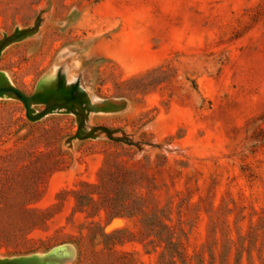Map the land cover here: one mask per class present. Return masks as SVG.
I'll list each match as a JSON object with an SVG mask.
<instances>
[{
  "label": "rangeland",
  "instance_id": "rangeland-1",
  "mask_svg": "<svg viewBox=\"0 0 264 264\" xmlns=\"http://www.w3.org/2000/svg\"><path fill=\"white\" fill-rule=\"evenodd\" d=\"M38 17L0 53V85L77 90L82 132L152 145H68L79 116L33 122L0 98V216L23 213L46 161L60 168L33 204L57 213L30 239L0 235V261L70 244L63 264H264V0H0V40Z\"/></svg>",
  "mask_w": 264,
  "mask_h": 264
},
{
  "label": "water",
  "instance_id": "water-1",
  "mask_svg": "<svg viewBox=\"0 0 264 264\" xmlns=\"http://www.w3.org/2000/svg\"><path fill=\"white\" fill-rule=\"evenodd\" d=\"M37 19H39V21L37 22L36 20L34 26L29 28H20V30H15L11 35L4 36L3 39L0 40V53L6 45L12 43L13 41L20 40L31 35L27 33H34L40 23V17H38ZM2 97L15 98L21 101L26 109V117L33 122L39 121L45 116L56 112L72 113L76 116V118L77 116H79L80 118L78 121L76 132L68 137L65 141V143L68 145H71L74 140L95 138L99 134H103L105 137L116 142H123L134 145L140 150L147 148L149 145H152V143L143 142L136 139L134 136L124 132L123 129L111 128L104 125L94 126L93 132H82V128L85 126L86 118L83 114H80L77 110L73 109L68 104L69 102L73 103V101L76 99H81V95L77 92V90H73L71 92V96L69 97L63 96L62 92L53 94L50 91L41 89H39L38 91H34L31 95H27L23 91L15 87L13 84L0 85V98ZM34 104H43L44 108L34 113L32 111V107L34 106ZM69 245L70 244H59L50 248L46 252L5 256V258H7L8 260H19L17 264H63V260L68 258L66 257V255H64V251L68 249Z\"/></svg>",
  "mask_w": 264,
  "mask_h": 264
},
{
  "label": "trees",
  "instance_id": "trees-1",
  "mask_svg": "<svg viewBox=\"0 0 264 264\" xmlns=\"http://www.w3.org/2000/svg\"><path fill=\"white\" fill-rule=\"evenodd\" d=\"M114 144H121L120 142L113 141ZM59 166L57 165L56 161H46L44 163V167L41 170V182L39 184H29L25 187L26 193H34L35 197H28L22 200L21 207L23 208V213L18 216H9L4 217L0 216L1 222H8V219H15L18 222H20V228H18L17 231H9L6 229L0 230V235L4 236L6 238L10 237H23L24 239H30L28 238L29 234L36 230V229H42L45 230L48 221L57 213V206L58 203H53L48 207L40 208L33 206L34 203H36L38 200H40L45 192L46 184H47V178L52 173L57 171ZM39 178V179H40ZM82 185L86 189H91L94 187L93 184H90L86 181L82 182ZM91 191H78L76 193L77 197V204L76 209L80 211L86 210V207L94 202L93 196ZM63 192L58 193V199L62 197ZM99 211V208L95 209L92 213L93 215L96 214ZM116 215V214H115Z\"/></svg>",
  "mask_w": 264,
  "mask_h": 264
},
{
  "label": "bare ground",
  "instance_id": "bare-ground-1",
  "mask_svg": "<svg viewBox=\"0 0 264 264\" xmlns=\"http://www.w3.org/2000/svg\"><path fill=\"white\" fill-rule=\"evenodd\" d=\"M19 260H6V261H0V264H17ZM35 264H40V263H35Z\"/></svg>",
  "mask_w": 264,
  "mask_h": 264
}]
</instances>
